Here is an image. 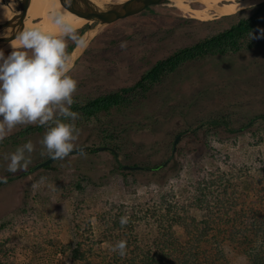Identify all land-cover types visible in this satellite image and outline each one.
<instances>
[{"label":"rangeland","instance_id":"rangeland-1","mask_svg":"<svg viewBox=\"0 0 264 264\" xmlns=\"http://www.w3.org/2000/svg\"><path fill=\"white\" fill-rule=\"evenodd\" d=\"M191 7H200V3L195 0ZM239 15L200 19L170 1L106 25L68 73L77 81L74 102L132 85L159 58L228 27ZM73 41L67 38L66 45ZM11 50L3 51L5 56ZM259 114H264V42L235 54L187 62L151 86L141 101L101 112L98 119L75 120L79 130L76 147L106 146L99 138L104 129L126 143L122 155L129 159L123 160L118 152L117 160L143 168L128 169L132 172H126L125 178L110 149L72 153L55 159L51 167L34 170L50 158L38 143L46 128L22 135L29 125L17 126L0 141V177L6 178V182L0 181V223L12 219L16 227L11 230L32 235L39 242L50 238L54 243L42 256L35 257L23 240L21 244L15 238L16 263L69 264V252L57 250L56 245L64 248L79 238L75 236L73 210L79 213L82 227L90 229L96 215L105 210V201L115 205L137 201L149 204L161 193L174 192L175 200L182 203L198 177L210 169H226L229 162L243 164L251 159L257 166L263 165L264 122L254 118ZM215 118L226 120L227 127L235 131H227L224 125L209 126V120ZM28 141L35 150L26 153L31 158L27 173L9 172L5 157ZM163 162V167L151 168ZM148 165L151 170L144 168ZM238 183L245 187L243 181ZM93 229L98 237L100 231ZM133 232L146 246L155 235L145 223H139ZM177 234L183 238L181 229ZM93 238L86 232V242L93 239L95 247H108L105 241L97 243ZM241 261L238 256L232 260L235 264Z\"/></svg>","mask_w":264,"mask_h":264},{"label":"trees","instance_id":"trees-1","mask_svg":"<svg viewBox=\"0 0 264 264\" xmlns=\"http://www.w3.org/2000/svg\"><path fill=\"white\" fill-rule=\"evenodd\" d=\"M236 13L240 15L234 23L159 58L132 85L84 102H74L71 110L79 113L82 120L98 119L101 112L141 101L151 86L187 62L261 46L264 42V0ZM81 29L75 32L77 38ZM75 42L67 44L66 53L71 51ZM254 118L264 122V114ZM208 125H224L227 131H235L227 127L226 120L222 119H210ZM43 129L44 126L29 125L21 134L28 135ZM99 138L100 144L112 148L117 169L125 178L126 172L132 170L123 168L117 159L118 152L121 156L125 151L123 146L126 143L120 141L113 131L105 129ZM124 156L123 160L129 159ZM164 163L151 168H161ZM147 167L151 170L149 165L144 166ZM24 173L27 171L21 174ZM239 180L244 182L245 187L238 183ZM188 193L182 203L175 200L174 192L161 193L149 204L137 201L115 205L105 201V210L96 215L90 229L82 227L79 213L73 210L75 236L79 238L64 248L56 245V249L69 252L66 256L69 264H235L232 260L237 256L242 260L240 264H264V163L257 166L251 159L243 164L229 162L226 169H210L198 177ZM75 207L81 208L80 205ZM127 213L130 214L127 216L128 223L121 226L120 218L126 217ZM139 223H145L154 231V238L147 246L141 242V236L133 232ZM11 227H16V221L12 219L0 223V264H17L13 254V241L17 246L15 238L21 244L24 241L23 244L35 257L42 256L47 246L52 247L54 243L50 238L35 241L32 235L24 236L20 231L11 230ZM93 228L100 231L98 237ZM178 229H181L183 238L177 234ZM86 232L95 237L97 243L105 241L108 247H95L94 238L86 242ZM120 240L127 241L123 257L111 250Z\"/></svg>","mask_w":264,"mask_h":264},{"label":"clouds","instance_id":"clouds-1","mask_svg":"<svg viewBox=\"0 0 264 264\" xmlns=\"http://www.w3.org/2000/svg\"><path fill=\"white\" fill-rule=\"evenodd\" d=\"M53 23L58 34L39 28H26L15 37L11 52L0 51V141L19 125H39L46 128L38 141L47 155L64 159L76 149L79 130L75 120L79 113L72 111L77 81L68 73L71 66L66 53V39L77 43L76 29L62 13L53 12ZM35 145L28 141L16 148L5 159L11 173L26 171ZM81 155H84L81 150ZM0 181L6 182L5 177ZM128 223L120 218L121 226ZM127 241L120 240L111 250L121 257L126 255Z\"/></svg>","mask_w":264,"mask_h":264},{"label":"bare ground","instance_id":"bare-ground-1","mask_svg":"<svg viewBox=\"0 0 264 264\" xmlns=\"http://www.w3.org/2000/svg\"><path fill=\"white\" fill-rule=\"evenodd\" d=\"M171 1L185 13H190L200 19H209L212 15H231L242 7L257 4L263 0H196L200 3V7H191V3L195 0ZM124 11L123 7H116L114 10L116 13ZM52 14L53 12H47L42 7L23 0H0V51L11 49L10 45L15 37L26 28H39L53 35L58 34L59 29L53 23ZM62 15L76 30L83 27L85 20L83 15L65 13ZM101 22L104 25L108 21Z\"/></svg>","mask_w":264,"mask_h":264},{"label":"water","instance_id":"water-1","mask_svg":"<svg viewBox=\"0 0 264 264\" xmlns=\"http://www.w3.org/2000/svg\"><path fill=\"white\" fill-rule=\"evenodd\" d=\"M23 1H26L32 5L42 7L47 12H57L58 11L60 13H65V14H81L85 17L83 26L87 23H88V26L86 29H84V31L78 37L80 43L75 42L72 50L70 51L68 55V58H69L68 63L70 64L72 68L75 65V63L78 61L81 54L86 49L87 45L90 43L92 38L103 27H105L106 25L114 21H118V20H121L127 17L138 15L140 13L150 10L151 8L156 7L159 4L168 3L171 0H23ZM116 7H123L125 8V11L121 13H116L114 12ZM244 8H247V7H242L238 10H241ZM90 19H95V20L91 21ZM103 20L108 21L107 24L103 25L101 22ZM179 137H180V134H178L173 141L172 153L176 149V143ZM88 149H93V150L110 149L112 150V148L108 146H95V147L79 146V147H76V149H74L72 153L81 152V150L86 151ZM53 160L55 159L50 157L40 162L36 166H34L33 169L35 170L43 166H46L49 163H51ZM122 167L125 169L143 168V166L128 165V164H122Z\"/></svg>","mask_w":264,"mask_h":264},{"label":"flooded vegetation","instance_id":"flooded-vegetation-1","mask_svg":"<svg viewBox=\"0 0 264 264\" xmlns=\"http://www.w3.org/2000/svg\"><path fill=\"white\" fill-rule=\"evenodd\" d=\"M87 26H88V23L87 24H85L84 26H83V28L81 29V31H80V33H79V35L84 31V29H86L87 28ZM77 31V30H76ZM79 37V36H78ZM9 50H11V49H9ZM5 51H7V50H5ZM43 161V160H42ZM41 161V162H42ZM54 161V160H53ZM49 166H51V163H49L48 165H46V166H43L42 168H44V167H49Z\"/></svg>","mask_w":264,"mask_h":264}]
</instances>
